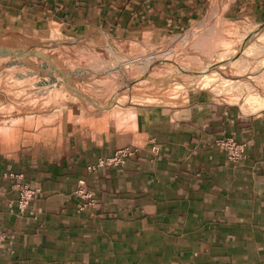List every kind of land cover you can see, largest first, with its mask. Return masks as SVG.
I'll return each mask as SVG.
<instances>
[{
	"label": "crops",
	"instance_id": "1",
	"mask_svg": "<svg viewBox=\"0 0 264 264\" xmlns=\"http://www.w3.org/2000/svg\"><path fill=\"white\" fill-rule=\"evenodd\" d=\"M213 2L0 0V40L138 54L193 29ZM228 10L264 20V0ZM234 81L98 110H0V264H264V108L246 109ZM226 137L245 143L243 158L216 144ZM126 147L138 151L124 167L89 170ZM15 175L39 188L24 209ZM81 180L92 198L75 194Z\"/></svg>",
	"mask_w": 264,
	"mask_h": 264
},
{
	"label": "rangeland",
	"instance_id": "2",
	"mask_svg": "<svg viewBox=\"0 0 264 264\" xmlns=\"http://www.w3.org/2000/svg\"><path fill=\"white\" fill-rule=\"evenodd\" d=\"M233 2L214 0L193 29L138 54L61 40L11 42L15 48L0 42V50L10 52H0V110L60 109L73 101L92 110L154 103L222 76H231L244 92L246 109L264 108V20L230 17Z\"/></svg>",
	"mask_w": 264,
	"mask_h": 264
},
{
	"label": "built area",
	"instance_id": "3",
	"mask_svg": "<svg viewBox=\"0 0 264 264\" xmlns=\"http://www.w3.org/2000/svg\"><path fill=\"white\" fill-rule=\"evenodd\" d=\"M216 144L224 149L227 153V156L232 161H237L245 156L246 145L245 143L235 139L234 137H226L216 141ZM138 151L137 148L126 147L115 151L112 155L107 157H100L98 162L93 165H89V170L93 171L99 167H113V168H122L126 165L129 157L136 154ZM13 176V175H11ZM14 186L20 189V200L19 204L24 209L34 196L39 191V188H31L28 184L21 183L20 175H15ZM19 178V179H18ZM75 194L84 198H92V193L89 192L85 186L83 180L79 181V184L75 190ZM84 208L83 206L80 207ZM4 240V235L0 234V244Z\"/></svg>",
	"mask_w": 264,
	"mask_h": 264
},
{
	"label": "water",
	"instance_id": "4",
	"mask_svg": "<svg viewBox=\"0 0 264 264\" xmlns=\"http://www.w3.org/2000/svg\"><path fill=\"white\" fill-rule=\"evenodd\" d=\"M0 42L2 43H5V44H8V45H11L12 47H16L15 45H13L12 43L8 42V41H5V40H0Z\"/></svg>",
	"mask_w": 264,
	"mask_h": 264
},
{
	"label": "bare ground",
	"instance_id": "5",
	"mask_svg": "<svg viewBox=\"0 0 264 264\" xmlns=\"http://www.w3.org/2000/svg\"><path fill=\"white\" fill-rule=\"evenodd\" d=\"M226 5H227V3H226ZM0 52H2V53H10V52H8L7 50H0ZM227 57V56H226ZM220 61H223V59H221ZM223 65V64H222Z\"/></svg>",
	"mask_w": 264,
	"mask_h": 264
}]
</instances>
